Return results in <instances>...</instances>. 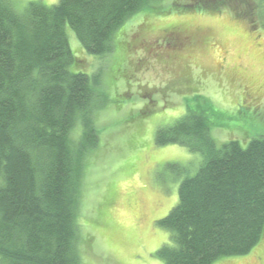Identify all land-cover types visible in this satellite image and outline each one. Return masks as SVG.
<instances>
[{
    "label": "trees",
    "instance_id": "16d2710c",
    "mask_svg": "<svg viewBox=\"0 0 264 264\" xmlns=\"http://www.w3.org/2000/svg\"><path fill=\"white\" fill-rule=\"evenodd\" d=\"M212 1L216 5L196 7L217 11L227 4ZM262 4L257 9L264 18ZM192 5L34 0L18 11L0 0V264H81L79 192L86 154L98 142L92 113L99 81L93 76L92 85L85 72L70 69L82 61L66 27L89 54L110 53L115 39L126 53L125 30L113 35L130 17ZM184 103L182 116L156 129L155 143L184 146L204 160L181 180L176 205L156 221L170 240L154 254L160 264H213L248 253L263 237L264 137L251 138L246 147L236 140L218 146L210 134L217 125L211 116L220 115L213 103L200 94Z\"/></svg>",
    "mask_w": 264,
    "mask_h": 264
},
{
    "label": "rangeland",
    "instance_id": "374dc122",
    "mask_svg": "<svg viewBox=\"0 0 264 264\" xmlns=\"http://www.w3.org/2000/svg\"><path fill=\"white\" fill-rule=\"evenodd\" d=\"M10 1L22 11L34 0ZM177 1L194 8L140 11L115 31L114 39L125 30L126 53L112 39L110 53L89 54L66 27L82 61L70 69L85 72L92 85L93 76L99 81L92 113L98 142L86 154L79 192L81 264L162 263L154 253L169 243V231L156 221L176 205L181 180L204 160L184 146L155 143L156 129L185 113V97L200 94L220 112L210 128L218 146L236 140L246 147L264 137V18L257 9L264 0H240L243 6L218 0L227 4L217 11L196 7L201 0ZM171 31L180 38L175 44L167 38ZM213 264H264V234L248 253Z\"/></svg>",
    "mask_w": 264,
    "mask_h": 264
},
{
    "label": "flooded vegetation",
    "instance_id": "af4514ba",
    "mask_svg": "<svg viewBox=\"0 0 264 264\" xmlns=\"http://www.w3.org/2000/svg\"><path fill=\"white\" fill-rule=\"evenodd\" d=\"M170 34V35H169ZM168 35H167V38H168V41L172 42V44L174 43L175 44V39L178 40L180 39L178 35H175L174 32H170ZM175 35V36H174Z\"/></svg>",
    "mask_w": 264,
    "mask_h": 264
}]
</instances>
